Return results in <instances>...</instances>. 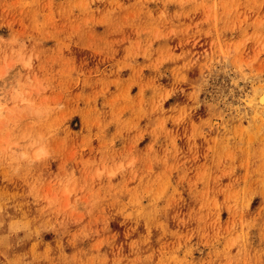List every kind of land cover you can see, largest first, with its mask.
Instances as JSON below:
<instances>
[{"label":"rangeland","instance_id":"obj_1","mask_svg":"<svg viewBox=\"0 0 264 264\" xmlns=\"http://www.w3.org/2000/svg\"><path fill=\"white\" fill-rule=\"evenodd\" d=\"M261 90L264 0H0V264H264Z\"/></svg>","mask_w":264,"mask_h":264},{"label":"bare ground","instance_id":"obj_2","mask_svg":"<svg viewBox=\"0 0 264 264\" xmlns=\"http://www.w3.org/2000/svg\"><path fill=\"white\" fill-rule=\"evenodd\" d=\"M247 78H248V77H247ZM249 78H250V76H249ZM255 99H257L258 104H260V105H264V90H263V91L261 90V93H260L259 96H258L257 98H255ZM258 104H256V105H258Z\"/></svg>","mask_w":264,"mask_h":264}]
</instances>
